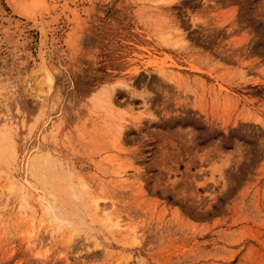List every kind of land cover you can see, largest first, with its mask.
Returning <instances> with one entry per match:
<instances>
[{"label":"rangeland","instance_id":"1","mask_svg":"<svg viewBox=\"0 0 264 264\" xmlns=\"http://www.w3.org/2000/svg\"><path fill=\"white\" fill-rule=\"evenodd\" d=\"M0 1V264H264V0H106L51 90Z\"/></svg>","mask_w":264,"mask_h":264},{"label":"bare ground","instance_id":"2","mask_svg":"<svg viewBox=\"0 0 264 264\" xmlns=\"http://www.w3.org/2000/svg\"><path fill=\"white\" fill-rule=\"evenodd\" d=\"M104 1L106 0H3L14 14V16L11 15L9 18V22L14 21L15 26L28 25L39 31L38 56L40 61H38L40 62L41 71L44 73L45 80L43 81H45L44 83L47 88L54 85L57 72L64 70L65 66H74L76 64V60L83 50L84 39L91 28L93 14L96 12L98 4ZM171 1L172 0H157L158 3L167 2V4ZM3 12V6L0 1V16L3 15ZM180 39H182V37ZM176 44H180L179 39L176 40ZM41 81L42 78L39 83H41ZM47 83L49 85H47ZM117 86L125 87L126 91L130 93L135 92L134 85H132L131 81L118 79L113 83H104L99 86L96 90L91 92L90 96H88V100L91 101L94 106H97L96 108L102 105L112 108L116 104L113 95L117 92ZM51 87L49 90H51ZM120 118L122 120L118 123V127L120 128L118 131L119 133L122 132L124 125L125 128H127L126 124L122 122L123 120L127 122L126 116ZM7 131L6 133H8ZM1 132L0 136L2 137L4 134L1 135ZM4 139L6 138H0L1 141ZM8 139L10 138H7V140ZM1 141L0 143H2ZM5 142L7 141L5 140ZM30 160L32 166H35V170L29 169V171H31L30 173L34 176L37 174L47 182L49 180L47 170L45 169L46 172H41V165L38 164L47 162L45 154L43 152H37L34 156L30 157ZM130 175L131 174L125 168L117 170V177L120 181L130 178ZM49 178L51 180V177ZM51 195L53 196L52 193ZM45 200L47 201V207L54 209V200L50 198H45ZM99 208V203L96 201L95 210H99ZM112 224L115 227L124 226L121 220H116L110 225Z\"/></svg>","mask_w":264,"mask_h":264}]
</instances>
